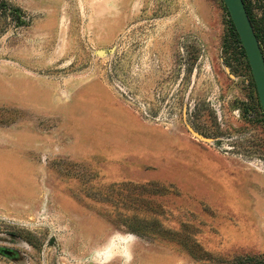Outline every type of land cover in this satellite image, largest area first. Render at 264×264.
Masks as SVG:
<instances>
[{"label": "rangeland", "instance_id": "rangeland-1", "mask_svg": "<svg viewBox=\"0 0 264 264\" xmlns=\"http://www.w3.org/2000/svg\"><path fill=\"white\" fill-rule=\"evenodd\" d=\"M252 85L222 0H0V264H264Z\"/></svg>", "mask_w": 264, "mask_h": 264}, {"label": "water", "instance_id": "water-1", "mask_svg": "<svg viewBox=\"0 0 264 264\" xmlns=\"http://www.w3.org/2000/svg\"><path fill=\"white\" fill-rule=\"evenodd\" d=\"M243 47L258 102L264 114V56L243 0H222Z\"/></svg>", "mask_w": 264, "mask_h": 264}, {"label": "clouds", "instance_id": "clouds-1", "mask_svg": "<svg viewBox=\"0 0 264 264\" xmlns=\"http://www.w3.org/2000/svg\"><path fill=\"white\" fill-rule=\"evenodd\" d=\"M137 240L138 237L133 233L116 231L105 244L93 250L82 264H112L117 258L122 264H132L133 248Z\"/></svg>", "mask_w": 264, "mask_h": 264}, {"label": "flooded vegetation", "instance_id": "flooded-vegetation-1", "mask_svg": "<svg viewBox=\"0 0 264 264\" xmlns=\"http://www.w3.org/2000/svg\"><path fill=\"white\" fill-rule=\"evenodd\" d=\"M264 56V0H243Z\"/></svg>", "mask_w": 264, "mask_h": 264}, {"label": "trees", "instance_id": "trees-1", "mask_svg": "<svg viewBox=\"0 0 264 264\" xmlns=\"http://www.w3.org/2000/svg\"><path fill=\"white\" fill-rule=\"evenodd\" d=\"M7 3L5 2V1H1V6H3V8H8L9 6L8 5H6ZM225 10H226V8H225ZM9 12L11 13V14H13V15H16V22H17V25L18 26H23L25 23H24V21L23 20H21L20 19V12H21V10L20 9H18L17 7H9ZM226 16H227V24H228V27H229V31H230V35H231V38H232V41H233V43H235L236 44V46L238 47V49L240 50V53H241V55L246 59V56H245V53H244V50H243V47H242V45H241V42H240V40H239V37H238V35H237V33H236V31H235V28H234V26H233V24H232V21H231V19H230V17H229V14H228V12H227V10H226ZM247 60V59H246ZM248 63V62H247ZM248 67H249V65H248ZM250 69V68H249ZM253 88L255 89V86H254V82H253ZM255 93H256V90H255ZM256 96H257V94H256ZM257 102H258V98H257ZM258 106H259V108H260V110H261V113H262V118L264 119V114H263V112H262V109H261V107H260V104H259V102H258Z\"/></svg>", "mask_w": 264, "mask_h": 264}]
</instances>
